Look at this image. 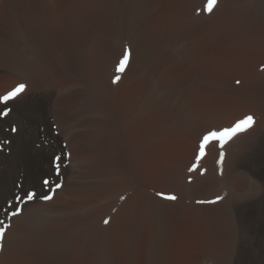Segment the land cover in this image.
I'll return each mask as SVG.
<instances>
[{"label": "bare ground", "instance_id": "6f19581e", "mask_svg": "<svg viewBox=\"0 0 264 264\" xmlns=\"http://www.w3.org/2000/svg\"><path fill=\"white\" fill-rule=\"evenodd\" d=\"M26 1L0 0V98L18 85H25L24 90L12 99H0V228L5 230L0 239V264H102V259L106 261L105 253L109 264H207L221 244L224 252L219 264H239L237 237L240 226L246 224L248 213L257 205L252 199L259 196L261 186H264V168L244 164L241 156L247 147L264 142V129L239 134L240 137L229 146L223 179L212 176L206 180L205 190L202 189L205 198L217 200L210 208L217 212L216 219L222 217L226 221L224 234L214 235L209 228L212 226L205 222L200 224L202 218L199 217L193 216L191 221L185 222L188 214L184 213L183 194L191 189L186 188V191L177 186L178 182L189 168L200 169L204 164L216 167V155L203 157L204 162L193 156L184 162L171 157L166 161L162 152L160 157L159 138H168L176 132L180 133L181 141L182 136L187 139L186 136L193 134L188 132L193 119L220 124L217 113L210 111L212 109L201 110L198 106L203 103L220 110L223 98L203 100L198 92L201 83L193 85L191 96L182 91L180 80L171 88L174 81L164 74L170 59L152 68L149 55L160 45L166 53L171 52L172 46H164L166 40L157 35L153 39L140 37V22H137L139 26L133 22L139 20V11L125 10L123 19L129 20L126 27L132 43L129 46L133 54L129 61L131 66L122 71L121 86L115 94L81 101L82 84L78 81L74 58L88 46L92 55L100 53L103 58L97 60L98 67L105 59L115 57L117 43L121 41L120 18L109 20L108 16L100 15L92 31L88 28L91 17L87 16L86 32L79 35L72 32L62 37L55 16L68 0H31L29 4L39 9V15L54 14L56 20L50 26V41L44 44V26L26 24L27 15L23 12ZM146 2L153 6L148 14L158 13V16L154 15L158 19V34L160 30L166 34L172 32L180 43L177 49L187 46L189 37L201 40L210 32H206L201 19L196 20L198 25L194 29L192 22L187 20L186 5L191 3L194 7L201 0H140L143 5ZM68 3L84 7L90 0L79 3L69 0ZM256 6L260 7L261 31L264 32V0H258ZM111 37L115 38L113 48L107 44L109 39L112 41ZM190 51L195 53L193 48ZM184 56L180 51L174 57L181 61ZM255 66H250L252 73L246 77L262 75L261 65ZM239 69L243 71L241 73L246 70ZM84 83L87 84L86 80ZM96 106L102 111H95ZM84 108L93 111L96 119L105 124L107 149L104 147L105 155L102 148L96 150L100 151L96 165L87 162L93 151L85 142L86 118L79 113ZM217 142H213L214 147ZM16 149L21 150L17 156L22 150L25 154L15 171H11L10 163L16 161ZM102 161L107 164L103 166ZM113 162L126 168H117L103 176L95 175V168L114 165ZM115 177L122 180L119 188L106 196L91 197V192L99 185L95 183ZM97 178L100 180L96 181ZM172 192H177L174 204L166 198L173 195ZM28 193L33 194L31 200ZM126 193L129 196L123 197L124 202L114 221L112 209ZM245 193L250 194L249 199L238 200ZM108 207L106 220L110 223L102 230L100 243H94L92 229L97 220H93L102 216ZM17 210L19 214L13 216ZM149 215L153 216V221L147 232L144 223ZM171 215L177 220H170ZM58 247H61L60 251Z\"/></svg>", "mask_w": 264, "mask_h": 264}, {"label": "rangeland", "instance_id": "374dc122", "mask_svg": "<svg viewBox=\"0 0 264 264\" xmlns=\"http://www.w3.org/2000/svg\"><path fill=\"white\" fill-rule=\"evenodd\" d=\"M30 1L31 0H27L25 2L24 8H26V10H23L24 14L27 15L26 24L38 27L41 25L44 26V44L47 43V41H50V26L53 24V21L58 20L60 23L59 28L61 29V36L64 37L68 34H71L72 32H76V34L78 33L77 35L81 34L80 32H86L87 27H85V25L87 23V16L92 18H90L91 22L89 20L90 23L88 25V28L92 31L94 28H96V22L100 15L108 16L109 20H114L117 18V16L120 18L119 21L122 22V26L119 28L120 32H122L120 35L121 41L120 44L117 43L115 57L110 58V60L107 59L108 61L105 59L103 64H100L98 67L96 65L98 62L97 60H101L103 58L100 53L92 55V53H90V47L88 46L87 48L78 52L77 56L74 58V68L78 73V81L80 84H82L79 96L81 101H85L86 99H99V97H102L103 95L110 93L113 95L116 93V90L121 86L122 82V71H119L118 69L121 59H123L125 53L128 54L129 59L128 63L125 64L123 71H127L131 66L129 61L133 54L132 49H129V46H132V43L129 40L130 37L126 27V25L129 23V20L127 19L125 22L123 19V13H125V10L127 12L139 11V20H133V22L136 25H138L137 22H140V26L142 27L140 37L149 36L148 38L151 39L153 36L156 37L157 35L159 39H164L167 41H165L164 46H172L171 52L168 51L166 53L165 48L160 45L159 47H156V49L152 50V53L149 55L151 58L150 61L152 68H157V66L161 65V63H166L170 59V66L167 67L164 74H167L173 79L174 82H171L170 84L171 88H173L175 82L178 83L180 80L183 83L181 88L182 91H184L187 96H191L190 92L193 90V85L201 83L200 87L198 88V92L200 93L203 100H210L211 98H223L224 104L223 106H220V110H217L219 107L213 108L215 106H205L203 103L198 106V108L201 110L208 111L212 109L210 111L217 113L220 118V121H218L220 124H216L214 122L212 123V121H207L205 119H193L190 125L191 131L188 132H193V134L196 132L194 136H192L193 134L191 133L190 135L188 134L189 136H186L187 139L182 136L181 141L180 133L178 134L174 132L171 134L172 136L169 135L168 138L166 136V138H159V144L164 143L163 147L162 144H158V140L157 144L158 146L162 147H159L160 157L162 152V158L166 161L170 159H176L177 161L183 160L184 162L186 159L193 156V159L204 162L202 160L203 157L205 159V157L207 158L211 154L216 155V167L210 168L208 166V168L206 164H204L205 167L202 166L200 169L193 170V168H187L189 172L187 169L184 170L187 171V174H185L186 176L184 175L185 177H182L180 180L181 182L179 181V185L177 186H180L185 190L186 188L188 190L191 189L189 192L186 190L187 192H184L183 194L182 204L186 205L184 206V213L185 215L188 214L189 217L188 218L186 216V219L183 218L187 220L185 222L191 221L190 219L193 216L199 217L198 219L202 218V220H200L202 223L200 221L197 222H200V224H204L205 222L206 225H211L212 227L209 228H212V232H215L214 235L217 233L219 235L224 234L227 228L226 221L222 217H217L218 219L215 218L217 212L211 211L210 207L214 206V204L217 203V200L205 198L203 195V191L206 188L204 184L208 183L206 180H210L212 176H215V178L219 180L223 179L226 165L224 163L226 160V155L228 154V150L231 148L229 147L230 144L233 145L234 141L238 137L242 136L244 132L251 130L255 131L259 128L260 130L264 129V71L261 72L262 75L260 76L253 75V77H256L254 79L253 77H246L249 73H252V69H250L251 65H256L255 68L261 65L260 68L264 69V32L261 31L262 21L260 7L256 6L258 0H217L216 5L213 7L211 12L206 11L208 0H201L202 2H200L197 6H194L195 8L192 7L191 3H188L186 5L187 20L192 22L191 25L193 29L198 25L196 20L200 21L198 20L199 18L204 22L203 25L206 32L209 30L210 32H207V36L204 37L206 42L204 41V38L200 40L189 37L187 46L183 45L179 49H177L176 46L180 43L176 41V36L172 32H167L166 34L163 30H160L158 34L156 27L158 19L156 20V17L154 16L155 13L157 14L156 16H158V13L155 11L151 14L147 13L149 9H153L151 3L146 2L145 5H143L140 3V0H90V3L85 5L86 7H78L74 5V3H68V0L58 12V16H55L56 20H54V14L39 15V9H35L32 3L29 4ZM77 1L79 3L83 0ZM189 10L192 11L189 12L190 14L188 15ZM50 20H52V22ZM195 23L196 25H194ZM152 31L154 32V35ZM85 36L83 38H85ZM111 39L112 41L109 39L107 44L110 43V47L113 48L115 46V38L111 37ZM207 39L211 42L208 43ZM157 41L161 42V40ZM202 41H204V45H202ZM194 47H196L195 50L197 51H194ZM214 47L217 48L214 49ZM191 48H193V52H195L194 54L190 53ZM180 51H182L185 55L181 61L174 57L176 53ZM236 51L240 53H236ZM62 54H65L63 50ZM240 67H242L244 70L246 69L244 73H241L243 71L239 69ZM157 71L159 70L157 69ZM117 77H119L118 80L116 79ZM90 78L92 81H90ZM85 80L87 84L84 83ZM95 111H102V108L100 106H96ZM79 113L86 118V126L84 131L86 136L85 142L90 145V149L93 151V154L88 157L87 162L89 165H96V163L99 161L98 157L100 155V151L96 150L102 148V153L105 155V148L107 149L105 144L106 135L103 130L105 124L103 120L96 119L93 111H89V109H81ZM249 115L254 118V123L250 128H247L245 131L238 132L231 139H228L226 141L228 145L224 142V146L223 144L221 146V142L219 140H212L206 145L205 154L200 155L199 146L204 135L212 131H220L223 129V127L224 129L231 128L237 121ZM198 125L199 128L197 127ZM197 130H200L199 134H197ZM176 134H178V136ZM239 134L240 136H238ZM166 139L167 142L168 140L170 141L166 143ZM213 142H217L215 147ZM174 144L177 146L175 145L174 147ZM23 148L26 147L24 146ZM161 149L164 151H160ZM212 150L216 151L217 154ZM20 151L21 150L19 149L15 150L16 161L10 163L11 171H15V169L19 166H17V164H19L24 157V150H22L21 155L17 156L18 152ZM164 152L167 154H164ZM241 157L244 159V164L246 165L250 164L253 167L261 169L264 168V142H257L256 144L247 147L242 153ZM110 158L112 160L114 159L113 153H111ZM113 163L114 165L110 164L109 166L100 167L99 169L95 168L93 170L94 173H96L95 175L103 176L107 175L113 170H116L117 168H126L121 164H117L115 162ZM106 164V161H102L103 166ZM62 177L65 178V175ZM99 180V178L96 179V181ZM95 184L99 185H97L96 189L91 192V197H96L97 195L106 196L111 194V192L115 191L122 185V180L118 177L105 178L103 181ZM259 193V196L256 195L257 197L255 196L256 198L254 197L252 199L254 203H257V205L254 206L252 211L248 213L246 224L240 226V231L238 233L237 249L240 252V258H238L239 264H264V186H261ZM173 195L176 197L177 192L173 193ZM249 195L250 194L245 193V195L239 196L238 200L242 201L246 198L249 199ZM128 196V193L120 196L119 201L112 209L111 219L114 216V221L118 216L120 211L119 209L124 202V198H128ZM170 201L174 204L176 199H174V201ZM109 210L110 209L108 207L104 214L103 212L100 214H103L102 216L98 215L93 220H97L92 229V232L94 233V243H100L98 241L101 237L102 230L110 223H104V221L107 219V215L109 214ZM151 215L147 216V219L144 223L145 231L147 232L149 231L151 226L150 224L153 221V216ZM171 218H174L175 220L172 219L174 221L177 220L173 215L170 216V220ZM118 221L119 219L115 222V224ZM66 244H69V242H66ZM63 246L65 245L63 244ZM241 247L243 249H241ZM222 248L223 244H221L219 248H216L217 250L213 254V259L208 260L207 264L220 263L221 256L224 252ZM57 250L60 251L61 247H58ZM105 255L106 261L102 259L101 263L109 264L108 254L105 253Z\"/></svg>", "mask_w": 264, "mask_h": 264}, {"label": "snow or ice", "instance_id": "6c2138e0", "mask_svg": "<svg viewBox=\"0 0 264 264\" xmlns=\"http://www.w3.org/2000/svg\"><path fill=\"white\" fill-rule=\"evenodd\" d=\"M217 0H208L207 6H206V11L211 12L213 7L216 5ZM129 57L128 54L125 53L123 59L120 62V66H119V71H123L125 64L127 63ZM117 80L119 79V77L116 78ZM115 82V81H114ZM25 88V85L21 84L18 85L17 88L12 91L9 92L6 96L0 98L3 101H8L10 99H12L15 95H17L19 92L23 91ZM254 123V118L249 115L246 116L245 118L237 121L234 126H232L231 128H227V129H223L221 131H212L207 133L206 135L203 136L202 141L200 143V155H203L205 153V147L206 145L211 142L212 140H219L221 142V146L222 144L227 141L228 139H231L234 135H236L238 132H242L245 131L247 128H250L252 126V124ZM199 159V157H198ZM45 183H47V181H45ZM27 197L29 200H31L33 198V194L32 193H28ZM51 197H45V199H50ZM167 199L170 200H174L176 199V197L174 195H169L166 197ZM18 210L14 211L12 213L13 216L18 215ZM105 224L108 223L107 220L104 221ZM4 229L0 228V239L3 238L4 236Z\"/></svg>", "mask_w": 264, "mask_h": 264}]
</instances>
